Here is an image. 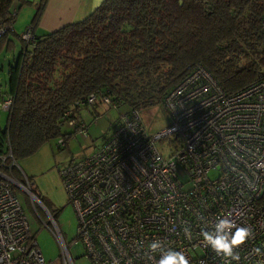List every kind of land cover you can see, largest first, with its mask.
Instances as JSON below:
<instances>
[{
  "label": "built area",
  "instance_id": "obj_1",
  "mask_svg": "<svg viewBox=\"0 0 264 264\" xmlns=\"http://www.w3.org/2000/svg\"><path fill=\"white\" fill-rule=\"evenodd\" d=\"M9 29L0 27V36ZM32 32L28 25L21 38L29 43ZM98 101L116 106L96 94L82 104ZM11 104L10 96L0 97V110L7 113ZM162 104L171 122L160 132L149 134L137 110L123 112L96 151L59 170L77 219L73 243L81 242L91 264H155L158 253L154 261L144 256L154 239L183 251L189 264H225L204 246L200 233L231 214L237 226L254 232L236 249L240 260L232 264H264V256L253 251L264 252V78L227 93L197 65L166 92ZM67 125L86 134V125L74 118ZM56 141L65 144L63 138ZM15 163L10 149L0 154V264H55L42 257L16 188L29 196L37 216L36 204L47 216L44 226L60 248L57 264H74L55 217L27 177L22 173L20 181L12 174Z\"/></svg>",
  "mask_w": 264,
  "mask_h": 264
},
{
  "label": "trees",
  "instance_id": "obj_2",
  "mask_svg": "<svg viewBox=\"0 0 264 264\" xmlns=\"http://www.w3.org/2000/svg\"><path fill=\"white\" fill-rule=\"evenodd\" d=\"M16 1L0 0V27L10 26L0 36V53L15 49ZM46 2L37 3L30 21L32 41L17 36L9 90L0 85V97L12 98L0 154L10 149L15 162L51 140L65 141L68 120L84 123L80 107L96 105L82 104L89 95L106 96L129 112L162 103L197 65L227 93L264 78V0H103L79 21L36 33ZM11 170L23 178L16 166Z\"/></svg>",
  "mask_w": 264,
  "mask_h": 264
},
{
  "label": "rangeland",
  "instance_id": "obj_3",
  "mask_svg": "<svg viewBox=\"0 0 264 264\" xmlns=\"http://www.w3.org/2000/svg\"><path fill=\"white\" fill-rule=\"evenodd\" d=\"M25 1L27 2L22 3L19 0L15 2L17 13L13 22V31L17 36H20L30 24L40 0ZM17 36L13 37L15 44L13 53H0V85L1 90L4 91H8L10 87L8 66L12 63L13 57L17 56L20 51L21 45ZM127 110L124 106L117 108L99 101L94 107L88 109L80 107L78 115L86 124L85 135L74 131L66 124L62 128V132L69 134V137L63 146H58L56 139L51 140L42 145L31 156L15 163L16 168L30 179L31 186L38 192L42 205L55 217L56 224L69 247V253L74 264H91V262L85 256L81 242L73 243L76 238L77 219L74 208L68 203L59 170L64 165L96 151L113 132L120 119V114ZM138 113L145 130L149 134L160 132L171 122V118L161 102L139 109ZM6 123L7 114L0 110V131L6 127ZM157 145L160 146V143L157 142ZM180 176L184 178L183 175ZM19 180L23 181V178H19ZM15 195L26 216L29 230L35 236L42 257L45 261H53L57 264L60 248L51 230L44 226L48 222L47 216L36 204L37 216L29 196L19 188L15 189Z\"/></svg>",
  "mask_w": 264,
  "mask_h": 264
},
{
  "label": "clouds",
  "instance_id": "obj_4",
  "mask_svg": "<svg viewBox=\"0 0 264 264\" xmlns=\"http://www.w3.org/2000/svg\"><path fill=\"white\" fill-rule=\"evenodd\" d=\"M103 0H93V7H99ZM212 230L201 229L200 235L205 247L210 248L217 256L224 259L225 264H232V261H239L238 249L244 245L247 240L254 238V232L250 227H240L231 218V214L224 217H217ZM186 236L190 235V229H183ZM143 247V245H142ZM254 253L258 256H264L260 248H255ZM159 254V260H155L156 254ZM144 256L155 264H189L183 251L174 250L166 246V242L160 239L152 240L144 251Z\"/></svg>",
  "mask_w": 264,
  "mask_h": 264
},
{
  "label": "crops",
  "instance_id": "obj_5",
  "mask_svg": "<svg viewBox=\"0 0 264 264\" xmlns=\"http://www.w3.org/2000/svg\"><path fill=\"white\" fill-rule=\"evenodd\" d=\"M96 8L93 0H47L35 32L55 31L83 19Z\"/></svg>",
  "mask_w": 264,
  "mask_h": 264
}]
</instances>
